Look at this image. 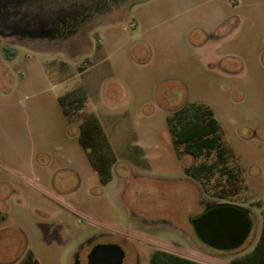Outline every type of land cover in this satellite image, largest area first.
I'll return each instance as SVG.
<instances>
[{"label":"rangeland","instance_id":"rangeland-1","mask_svg":"<svg viewBox=\"0 0 264 264\" xmlns=\"http://www.w3.org/2000/svg\"><path fill=\"white\" fill-rule=\"evenodd\" d=\"M101 6L63 36H0V264H21L29 249L41 264H87L100 242L120 244L124 264H151L155 248L236 264L263 224L264 0ZM79 86L88 92L83 109L108 138L107 184L91 161L98 146L79 139L82 118L71 119L59 101ZM185 102L214 110L236 176L218 168L199 181L186 172L218 157L175 147L168 116ZM221 201L251 208L255 219L234 250L204 244L190 220Z\"/></svg>","mask_w":264,"mask_h":264},{"label":"trees","instance_id":"trees-1","mask_svg":"<svg viewBox=\"0 0 264 264\" xmlns=\"http://www.w3.org/2000/svg\"><path fill=\"white\" fill-rule=\"evenodd\" d=\"M5 52L9 59L15 58L18 54V50L12 47H7ZM87 99L88 92L84 86L76 87L59 96V101L65 113L71 119H76L77 116L82 118L79 139L84 147L88 149L89 147L97 148L98 146L96 152L94 149L90 152L91 161L97 167L101 182L107 184L112 179L113 157L103 150V147H106L108 151L107 146L109 143L100 120L94 113H86L83 109ZM168 125L174 145L181 153L183 151L196 158L202 155H211L214 151L217 154L218 161L210 164L201 162L198 165L186 166V172L190 176L202 180L201 176L206 173H213L218 168L229 176H236L233 169L227 166L230 154H233V152L228 148L222 125L210 106L185 102L168 116ZM181 146H184L182 151ZM262 215L263 226L258 241L251 250L233 259L236 264H264V210ZM1 218L5 217L0 209ZM22 264H41V262L35 256L33 250L29 249L25 253ZM151 264L207 263L166 249L155 248L151 256Z\"/></svg>","mask_w":264,"mask_h":264},{"label":"flooded vegetation","instance_id":"flooded-vegetation-1","mask_svg":"<svg viewBox=\"0 0 264 264\" xmlns=\"http://www.w3.org/2000/svg\"><path fill=\"white\" fill-rule=\"evenodd\" d=\"M109 1L74 0L73 2L72 0L70 7L62 6L57 9H49V7L46 9L47 4L56 3L58 0H0V36L9 41L14 36L33 40L63 36L66 33L75 31L80 22L90 14H93L94 11L98 12L102 7L101 4H109ZM73 3L76 5L73 6ZM250 210V216L254 225L255 219L251 208ZM76 261L79 264L78 257Z\"/></svg>","mask_w":264,"mask_h":264},{"label":"water","instance_id":"water-1","mask_svg":"<svg viewBox=\"0 0 264 264\" xmlns=\"http://www.w3.org/2000/svg\"><path fill=\"white\" fill-rule=\"evenodd\" d=\"M250 208L233 202H209L191 223L198 238L217 250L241 247L253 228ZM126 250L118 243L100 242L88 254V264H123Z\"/></svg>","mask_w":264,"mask_h":264}]
</instances>
